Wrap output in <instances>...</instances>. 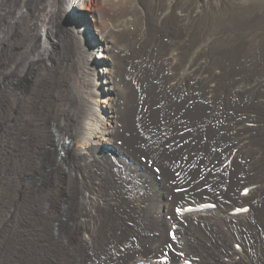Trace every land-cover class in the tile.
<instances>
[{
  "label": "bare ground",
  "instance_id": "bare-ground-1",
  "mask_svg": "<svg viewBox=\"0 0 264 264\" xmlns=\"http://www.w3.org/2000/svg\"><path fill=\"white\" fill-rule=\"evenodd\" d=\"M87 2L0 0V264H264V0Z\"/></svg>",
  "mask_w": 264,
  "mask_h": 264
},
{
  "label": "rangeland",
  "instance_id": "rangeland-1",
  "mask_svg": "<svg viewBox=\"0 0 264 264\" xmlns=\"http://www.w3.org/2000/svg\"><path fill=\"white\" fill-rule=\"evenodd\" d=\"M100 0H88V6L93 5L94 3L99 2ZM180 3V0H176ZM199 1V0H194ZM229 1V0H226ZM178 12V8L175 7L170 16H176ZM71 15V11L65 13ZM72 16V15H71ZM3 69L1 72L3 73ZM65 160V144H58V151L56 152V158L52 162H48L47 159H40L37 161H33V170L31 174L30 180L33 182L34 189L33 192L39 191L40 186H42L47 180H50L55 183V188H60L61 185V176L62 173L60 171L63 162ZM59 191L52 193L49 195L45 201L43 202V208L47 217L51 220V228L52 231L61 232L67 231L70 228V220L72 217L73 211L70 208L67 209V212L62 216H54V211L57 207L58 202L56 201L58 198Z\"/></svg>",
  "mask_w": 264,
  "mask_h": 264
},
{
  "label": "snow or ice",
  "instance_id": "snow-or-ice-1",
  "mask_svg": "<svg viewBox=\"0 0 264 264\" xmlns=\"http://www.w3.org/2000/svg\"><path fill=\"white\" fill-rule=\"evenodd\" d=\"M247 191H248V190H247V189H245V193H247ZM173 238L175 239V236H173Z\"/></svg>",
  "mask_w": 264,
  "mask_h": 264
}]
</instances>
